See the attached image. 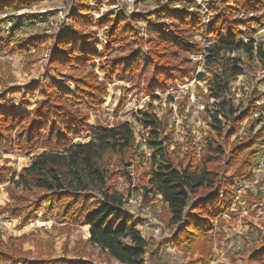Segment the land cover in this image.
<instances>
[{
  "label": "trees",
  "instance_id": "trees-1",
  "mask_svg": "<svg viewBox=\"0 0 264 264\" xmlns=\"http://www.w3.org/2000/svg\"><path fill=\"white\" fill-rule=\"evenodd\" d=\"M38 1L0 0V13L32 6ZM181 1H185L186 6L176 7L174 0L159 11L134 13L129 17L105 15L95 20L87 0H81L71 15L69 30L55 40L57 50L50 64L56 74L41 88L35 86L30 90L32 95L38 91L41 96L33 109L19 110L12 98L16 91L11 92L10 97L0 96V157L3 151L33 154L31 163L17 176H12L11 184L24 191L42 192L35 204H13L9 208L10 215H21L22 222L26 223L36 218L41 209L45 216L57 211L61 219L89 225L90 242L119 262L143 264L148 241L123 210L124 194L116 187L118 175L130 179V174L126 168L112 173L110 169L115 158L116 163L128 165L130 158L139 156L147 158L151 165L144 189L160 195L169 214L168 224L180 226L176 244L191 254L198 253L200 258L191 260V264H210L213 224H224L222 215L234 194L230 184L219 182L221 173L231 170L232 178L241 181L250 178L260 152L255 146H264V114H260L249 121V133L233 142L226 161L225 143L230 142L243 120L261 108L257 101L263 94L253 95L248 108L237 116L239 109L230 95L231 83L247 70L245 64L252 65L255 60L264 63V41L255 38L258 31L255 25L264 28V0H221L220 10L211 8L210 28L203 26L202 13L193 0ZM255 13L260 14L251 15ZM140 22L152 26L147 36ZM95 24L107 27L103 53L122 51L107 59L108 66L103 68L106 78L118 76L136 82L143 78L144 91L149 95H154L156 90L166 92L177 81L191 78L201 62L192 64L190 55H203V71L198 72L196 78L208 81V92L203 95L215 99L213 103L218 108L210 125L221 141L210 134L200 159L194 152L180 159L170 149V137L163 136L164 122L147 110L141 111L138 119L149 132L150 156L137 151L135 127L130 121L96 132L79 108L80 105L95 108L108 93L106 82L91 66L100 56ZM20 29V24L14 25L6 41H0V47L8 52H29L45 39L41 35L19 37ZM200 32L212 39L204 49L191 39V35ZM139 43L148 46L149 59L140 51L132 50ZM240 54H244V61ZM29 103L28 96H23L20 104ZM260 123H263L261 128L253 134ZM13 172L15 169L10 166L0 167V183L8 181ZM92 192H98L101 198L91 206L88 195ZM27 199L28 196H20L19 200ZM23 239L25 237L10 238ZM22 255L20 249L0 252V264H30ZM250 261L264 264V239ZM32 264L80 262L67 259Z\"/></svg>",
  "mask_w": 264,
  "mask_h": 264
},
{
  "label": "rangeland",
  "instance_id": "rangeland-1",
  "mask_svg": "<svg viewBox=\"0 0 264 264\" xmlns=\"http://www.w3.org/2000/svg\"><path fill=\"white\" fill-rule=\"evenodd\" d=\"M81 0H39L32 6H22L16 11L9 10L0 13V41H6L11 28L20 24L19 37L32 38L37 35L45 39L37 44V47L29 49V52L15 50L8 52L0 47V96H11L19 110H32L36 102L41 98L38 91L31 93L35 86L41 88L46 80H51L55 71L50 64L57 47L55 40L64 35L70 28L71 15L78 8ZM174 0H87L90 13L94 19H100L105 15L129 17L136 13H150L167 7ZM176 7L186 6L185 1L176 0ZM195 7L202 13L203 26L209 27V18L213 14L211 8L221 9V0H193ZM260 14V13H259ZM258 13L251 14L258 16ZM142 32L148 35L151 27L140 22ZM258 29L256 41H264V28L255 25ZM105 27L97 24L93 27L97 32L98 53L91 66L99 78L106 82L108 93L95 108L79 106L87 117L88 123L96 132L119 125L125 121L134 124L137 137V151L150 156V148L147 137L148 129L139 121L140 112L147 110L154 113L165 124L163 136L168 135L172 140L171 150L180 159H184L188 153L194 152L197 158H201V152L210 134L217 137L210 125L217 106L214 98H208L203 94L208 92V81H200L196 78L198 72L203 71L202 56L190 55L191 62H201L191 78L185 81H177L166 92L156 90L154 95L144 91V79L141 82L126 80L123 77L105 75L107 59L122 54L115 50L109 54L103 53V45L107 43ZM194 43H199L203 49L212 41L203 33L191 35ZM38 49V52L35 50ZM132 50H138L143 57L149 59V48L145 44H136ZM235 55V54H234ZM242 61L244 54H240ZM245 74L240 75L231 85V99L235 107L242 110L248 108L253 95L263 94L257 101L261 106L258 113L242 121L236 134L230 142L225 143L226 161L229 160V152L236 139H242L249 133L247 129L250 120H255L260 114H264V63L255 60L245 64ZM67 70H65L66 72ZM28 96L29 105L20 104L23 96ZM157 96V97H155ZM220 119L225 120L223 116ZM226 122V120L224 121ZM263 123L256 125L253 134L261 128ZM232 128L231 123L228 124ZM230 128L226 130L229 132ZM87 140V138H82ZM260 152L256 155L255 164L251 169V177L239 180L232 175L231 170L221 173L219 182L230 184L234 194L232 202L223 213L224 224H213L214 247L210 264H251L250 256L258 252L264 239V146L256 145ZM31 155L24 154L20 150L13 153L1 152L0 167L10 166L15 169L6 182L0 183V252L16 251L20 249L23 257L30 264L51 260H73L80 264H123L113 258L107 251L90 242L89 225L82 222L75 223L71 219H61L57 211L45 216L41 209L36 218L23 223L21 215H10L9 208L13 204H35L39 194L37 191H24L11 184L12 176H17L20 170L31 163ZM112 161V171L127 169L130 179L116 177V187L124 194L123 210L137 224L143 236L148 241V247L143 264H191V260H197L198 253L191 254L183 246L176 244V235L180 226L168 224V212L160 195L146 192L147 172L151 165L147 158L139 156L130 158L128 165H120ZM125 169V170H126ZM203 195V194H202ZM20 196H28L27 200H19ZM90 204L98 202L101 196L98 192L88 195ZM197 198V197H196ZM45 205V204H44ZM25 237L22 241L10 240V238ZM15 264H22L16 262Z\"/></svg>",
  "mask_w": 264,
  "mask_h": 264
}]
</instances>
